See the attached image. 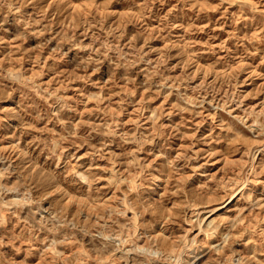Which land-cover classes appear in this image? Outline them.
Returning <instances> with one entry per match:
<instances>
[{"label":"rangeland","instance_id":"rangeland-1","mask_svg":"<svg viewBox=\"0 0 264 264\" xmlns=\"http://www.w3.org/2000/svg\"><path fill=\"white\" fill-rule=\"evenodd\" d=\"M0 264H264V0H0Z\"/></svg>","mask_w":264,"mask_h":264},{"label":"bare ground","instance_id":"bare-ground-1","mask_svg":"<svg viewBox=\"0 0 264 264\" xmlns=\"http://www.w3.org/2000/svg\"><path fill=\"white\" fill-rule=\"evenodd\" d=\"M261 151V150H260ZM263 152V151H262ZM262 154V153H261ZM253 164V163H252ZM251 168V167H250ZM251 174V173H250ZM241 190V189H240ZM243 190V189H242ZM248 190V189H247ZM237 193V192H236ZM239 193V192H238ZM243 193V192H242ZM245 193V192H244ZM217 210V209H216ZM214 212L213 208H208L203 211H200L201 218L198 220V231H208L210 234L214 228L213 225V218L211 217V214ZM215 213V212H214ZM197 219V218H196ZM216 225V224H215ZM215 229V228H214ZM211 230V231H210ZM207 233V232H206ZM207 235V234H206ZM209 235V234H208ZM239 244V243H238ZM57 252V251H56ZM182 252V251H181ZM54 254V253H53Z\"/></svg>","mask_w":264,"mask_h":264}]
</instances>
